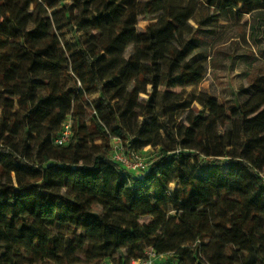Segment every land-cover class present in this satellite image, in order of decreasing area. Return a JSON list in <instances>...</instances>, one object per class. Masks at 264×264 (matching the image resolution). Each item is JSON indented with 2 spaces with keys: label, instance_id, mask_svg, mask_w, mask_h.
Returning <instances> with one entry per match:
<instances>
[{
  "label": "trees",
  "instance_id": "obj_1",
  "mask_svg": "<svg viewBox=\"0 0 264 264\" xmlns=\"http://www.w3.org/2000/svg\"><path fill=\"white\" fill-rule=\"evenodd\" d=\"M203 3L238 19L264 9V0H0V264H126L150 249L178 264H264V174L240 156L193 150L185 138L175 152L161 132L182 143L164 98V124L155 127L159 86L196 85L207 75L189 60L205 40L199 21L191 24ZM146 14L157 23L139 33ZM78 30L83 38L70 42ZM248 78L256 101L239 116L241 151L264 146V72ZM149 85L150 98H141ZM197 101L207 126L227 123L216 97ZM133 114L143 117L134 138ZM69 117L73 135L57 145ZM112 137L129 154L147 145L160 152L137 174L110 159Z\"/></svg>",
  "mask_w": 264,
  "mask_h": 264
},
{
  "label": "rangeland",
  "instance_id": "obj_2",
  "mask_svg": "<svg viewBox=\"0 0 264 264\" xmlns=\"http://www.w3.org/2000/svg\"><path fill=\"white\" fill-rule=\"evenodd\" d=\"M225 9V7L218 9L221 15H216L212 7L203 3L199 7L196 18L191 20V24L194 26H196V21H199L201 37L205 38V40L198 45V49L194 54L195 57H190L189 60L194 65L201 64L207 67V75L201 83L196 85L183 87L160 85L154 101L156 109L153 113L157 117L155 127L164 124V118L160 115H162L164 110H167L170 116V124L178 137L177 140H181L182 143H176L172 134L167 133L166 129H161V132L166 144L176 148L175 152L184 150L182 146L186 144L183 142L185 138L188 144L195 147L193 150L211 153L218 152L221 157L225 155H229L228 157L240 156L242 159L254 164L257 170L264 174V146L247 147L244 151H241V145L238 142L240 131L239 116L242 114L245 117L250 116L244 104L251 100L256 101V96L248 85V77L257 72H264V9L254 11L251 14H244L241 19H238L236 11ZM77 12L79 11L77 10ZM156 23V15H140L138 17L137 30L139 33H145ZM75 36L83 38L82 31L70 32L66 35V38L73 42ZM70 85L74 87L71 81ZM151 91L152 86L149 85L147 93H143L141 98L149 99L148 93ZM164 92H169L167 97H164ZM201 93L216 97L220 103L226 106L228 112L227 123L213 124L212 126L206 125V114L200 111L201 106L197 101V97ZM97 98L98 95H91L88 97V102L92 103ZM163 98L164 110L161 103ZM233 106H238V110L234 109ZM86 112L91 115L93 110L88 108ZM142 118V116H137V114H133L128 118L127 125L132 132V138H134V133ZM147 120L150 121L149 118ZM116 124V120L112 117L107 123V128L112 130L116 127ZM204 131H207L208 135L203 143L200 144L197 141V137ZM227 139L232 142V145L224 147L223 143ZM5 142L6 137L4 134L0 136V143L4 144ZM14 142V146L19 152L25 149L21 134L15 138ZM7 143V145H10L9 141ZM112 143L113 137L110 141L111 145ZM28 146L32 150L35 145L31 141ZM124 151L128 153L126 146H124ZM159 152L160 147L147 145L140 154L143 155V162L149 165ZM189 168L198 176L205 174L203 171L196 169L192 161H189ZM11 178L16 182L15 174H12ZM171 209L168 220H171L174 216V211ZM149 219L148 216L142 217L141 222ZM240 226L246 228L243 224ZM63 243V241H59L58 246H63ZM185 252H187V249H185ZM119 254L117 253L118 257Z\"/></svg>",
  "mask_w": 264,
  "mask_h": 264
},
{
  "label": "built area",
  "instance_id": "obj_3",
  "mask_svg": "<svg viewBox=\"0 0 264 264\" xmlns=\"http://www.w3.org/2000/svg\"><path fill=\"white\" fill-rule=\"evenodd\" d=\"M73 135L72 119L69 117L64 121L60 133L55 137V144L65 145L69 142ZM139 152H132L131 154L124 151V144L119 137H113L111 145L110 159L123 165L127 170L134 171L139 174L145 171L149 165L143 162V155ZM106 264H115L113 262ZM126 264H178L175 258L170 254H158L153 249L147 251V256L144 258L133 259Z\"/></svg>",
  "mask_w": 264,
  "mask_h": 264
}]
</instances>
